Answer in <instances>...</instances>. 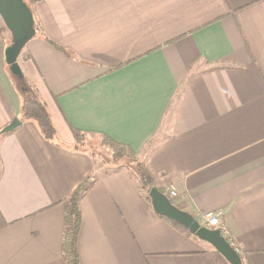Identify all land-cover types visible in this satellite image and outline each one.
I'll use <instances>...</instances> for the list:
<instances>
[{"label":"crops","instance_id":"crops-1","mask_svg":"<svg viewBox=\"0 0 264 264\" xmlns=\"http://www.w3.org/2000/svg\"><path fill=\"white\" fill-rule=\"evenodd\" d=\"M28 1L18 64L56 133L1 132L21 96L0 17V264H65L62 201L86 179L79 264H229L74 130L130 149L173 205L201 226L218 214L210 229L264 264V0Z\"/></svg>","mask_w":264,"mask_h":264},{"label":"water","instance_id":"water-1","mask_svg":"<svg viewBox=\"0 0 264 264\" xmlns=\"http://www.w3.org/2000/svg\"><path fill=\"white\" fill-rule=\"evenodd\" d=\"M0 17L11 36L10 44L4 48V61L10 73L22 79L23 74L17 59L25 44L35 34L33 13L24 0H0ZM20 124L14 118L1 132H10ZM148 197L154 212L181 224L190 233L209 243L229 264H243L239 253L219 230L201 226L190 213L173 205L167 195L156 187L148 191Z\"/></svg>","mask_w":264,"mask_h":264},{"label":"trees","instance_id":"trees-1","mask_svg":"<svg viewBox=\"0 0 264 264\" xmlns=\"http://www.w3.org/2000/svg\"><path fill=\"white\" fill-rule=\"evenodd\" d=\"M24 1L30 7L29 1L28 0H24ZM34 28H35V24H34ZM10 40H11V36H10ZM6 66L8 67L7 64ZM15 77L18 78L17 76ZM19 80L21 81V84L17 83V85L21 96V104L17 119L20 122L26 120L33 121L36 124L43 138H45L48 141H52L55 137L56 132L45 105L38 98L35 91L31 88L28 82L25 81L24 76L22 77V79ZM74 135L75 138L78 139L83 134L77 130H74ZM104 139L106 143L111 148H114L113 150H115V152L113 153L114 161L117 160V162H119V160L121 159V163H122V161H124V157H123L124 152H128L131 156L136 157L135 153H133L130 149L125 148L124 145L117 143L108 137H104ZM124 162L125 165L127 166H130L129 164H132L131 167L142 189L148 192L152 187H154L150 175L139 161L133 159V161L127 160ZM89 183H90L89 179L84 180L73 190V192L67 198L63 199L62 201L63 210H64V219H63L64 224H63V232H62L61 252L65 264H79V257L77 251V238L81 224L79 200L82 193L89 186ZM157 189L160 192L164 193V190L162 188H157ZM239 255L242 259L243 264H247L244 261L243 257L241 256V254Z\"/></svg>","mask_w":264,"mask_h":264},{"label":"rangeland","instance_id":"rangeland-1","mask_svg":"<svg viewBox=\"0 0 264 264\" xmlns=\"http://www.w3.org/2000/svg\"><path fill=\"white\" fill-rule=\"evenodd\" d=\"M7 45L10 44V38L9 41L6 42ZM18 61V59H17ZM13 77V81L14 84L18 87V84H21V81L16 78L14 75ZM20 81V82H19ZM26 81V80H25ZM20 86V85H19ZM19 90V88H17ZM56 139H57V134H56ZM78 140H82L79 144H80V148H83L88 150L89 152H91L92 154L96 155L97 157H101L102 161L107 164L110 163H115L116 161L113 160V153L115 152V150H113L114 148H111L105 141L104 137H96V136H87L85 134H83L82 136H80L78 138ZM98 157V158H99ZM124 157V161H133V159H135L137 161L136 157L131 156L128 152H124L123 154ZM123 162V161H122ZM106 168H109L108 165H106ZM147 192V191H146ZM148 193V192H147ZM215 214V213H214Z\"/></svg>","mask_w":264,"mask_h":264},{"label":"built area","instance_id":"built-area-1","mask_svg":"<svg viewBox=\"0 0 264 264\" xmlns=\"http://www.w3.org/2000/svg\"><path fill=\"white\" fill-rule=\"evenodd\" d=\"M165 192H166L165 195H167V197L168 196L174 197L176 195V192L172 188L166 189ZM204 218L206 220L205 226L208 228H217L220 224L218 214H206L204 215Z\"/></svg>","mask_w":264,"mask_h":264}]
</instances>
